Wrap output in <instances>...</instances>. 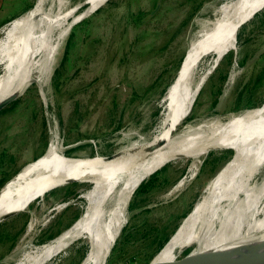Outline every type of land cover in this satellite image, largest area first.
Returning <instances> with one entry per match:
<instances>
[{
	"label": "rangeland",
	"instance_id": "1",
	"mask_svg": "<svg viewBox=\"0 0 264 264\" xmlns=\"http://www.w3.org/2000/svg\"><path fill=\"white\" fill-rule=\"evenodd\" d=\"M83 1L64 0L65 11ZM157 2L109 0L70 28L49 75L42 78L44 85L29 84L15 107L0 112L5 111L0 115V158L7 161L1 178L13 177L34 162L53 139L69 158H92L96 154L113 155L139 143L157 129L159 99L180 70L189 41L193 40L201 22L212 18L213 8L220 0H161L159 9L146 20L150 21L146 32L141 28L133 30L129 26L130 14H149ZM36 5L47 9L49 3L0 0V28ZM51 9L56 11L57 4ZM85 9L86 6L80 7L77 12ZM85 21L88 22L84 24ZM85 26L88 29L84 30ZM72 31L75 36L70 58L59 72L63 85L55 92L52 75ZM78 32L82 35L77 36ZM237 43V52L225 55L208 77L178 132L185 133L189 127L194 134L200 124L221 123L229 116L248 110L251 104H258L256 108L264 104V8L240 29ZM221 74L227 78L218 94ZM242 87L239 98L238 89ZM41 119L45 120L44 127ZM43 136L47 142L45 149L41 146ZM226 150L234 153L231 148L211 149L203 156L194 177L174 192L175 185L188 177L193 161L189 157L174 158L144 180L130 200L128 220L116 243L126 228L136 227L133 237L129 244H121L123 250L114 251L115 243L106 264H147L149 261L141 257L156 249L155 235L161 240L166 234L170 233V237L174 234L208 181L231 159ZM256 174L257 180L263 176L264 169ZM152 179L151 186L142 192L140 187ZM90 186L74 183L56 188L53 194L49 192L32 203L29 210L2 222L7 221L16 229L13 233L7 232L6 239L0 242V264H13L25 252L67 230L80 217L85 205L80 195ZM62 204L66 206L55 210ZM25 218L23 230L14 235ZM152 227L160 232L155 234ZM5 228L1 226L0 232H5ZM88 249L85 240H75L46 264H80ZM137 253L140 255L135 258ZM180 257L181 254L177 260Z\"/></svg>",
	"mask_w": 264,
	"mask_h": 264
},
{
	"label": "bare ground",
	"instance_id": "2",
	"mask_svg": "<svg viewBox=\"0 0 264 264\" xmlns=\"http://www.w3.org/2000/svg\"><path fill=\"white\" fill-rule=\"evenodd\" d=\"M44 1L47 9L36 5L0 28V102L33 82L43 86L70 28L109 0H86L82 12L77 6L65 11L64 0ZM263 8L264 0H220L189 41L180 70L159 99L157 129L139 143L109 159L97 154L69 158L53 139L38 161L6 183L0 191V218L27 211L47 191L70 181L91 184L80 195L85 202L80 217L55 239L19 260L14 257L13 264H46L78 239L89 247L80 264H106L144 176L174 158H191L188 177L176 183L174 192L194 177L203 156L224 148L234 149L231 159L208 181L151 264H264V174L255 179L264 169V104L221 123L200 124L194 134L189 127L178 132L216 65L237 52L240 29Z\"/></svg>",
	"mask_w": 264,
	"mask_h": 264
},
{
	"label": "trees",
	"instance_id": "3",
	"mask_svg": "<svg viewBox=\"0 0 264 264\" xmlns=\"http://www.w3.org/2000/svg\"><path fill=\"white\" fill-rule=\"evenodd\" d=\"M188 3V2H187ZM200 7V6H199ZM199 9V8H198ZM198 9L196 10V12L198 11ZM99 13V12H98ZM147 15L148 14H146V15H142L141 13H136V12H134V13H131L130 14V27L133 29V30H137V29H139V28H141V31H143L144 33L146 32V30H147V25L149 24V22L150 21H148V22H146V17H147ZM86 22H88V21H85L84 22V24L86 23ZM142 26V27H141ZM86 29H88V26H85V28H84V30H86ZM83 30V29H82ZM142 32V33H143ZM82 34L81 33H77V36H81ZM74 36H75V34H74V32L72 31L71 33H70V35H69V38H68V40H67V42H66V44H65V50H64V52H63V54H62V56H61V59H60V64H59V66H58V68L54 71V73H53V75H52V81H51V85H52V88H53V90L56 92L58 89H59V87L61 86V85H63V81H62V78H61V75L59 74V72H60V69L62 68V66L64 67L65 66V64L66 63H68V60H69V58H70V50H71V47H72V40H73V38H74ZM231 63V61L229 60L228 61V64H230ZM226 78H227V75L226 74H221L220 75V79H219V83H220V85L221 86H219V88H218V94H220L221 93V87H222V83H224L225 81H226ZM242 92H243V87L240 89H238V96H239V98H240V96H241V94H242ZM18 101V100H17ZM17 101H14L13 103H11L9 106H7L6 107V110L5 111H7V109H10V108H12V107H15L16 105H17ZM238 106H240V105H238ZM258 106V104H251V105H249V106H247L248 107V110L249 109H253V108H256ZM5 111H3V112H5ZM3 112L2 113H0V115L1 114H3ZM40 124L44 127V125H45V120H43V119H41V121H40ZM46 145H47V142H46V136H43V140H42V144H41V146L43 147V149H45L46 148ZM226 151H228L229 152V156L228 157H231L232 156V154H233V152L232 151H230V150H226ZM42 155V154H41ZM40 155V156H41ZM11 157V156H10ZM12 158V157H11ZM6 163H7V161L4 159H2V158H0V175L2 174V172H3V170H4V167H5V165H6ZM11 176L12 175H10V176H8V177H4V178H1L0 177V188L3 186V184L7 181V180H9L10 178H11ZM153 181V179L151 180V181H149L148 183H146V185L144 184V185H142L140 188V190L142 191V192H145L146 190H147V188H149L150 186H151V182ZM86 186V185H85ZM51 194H53V191H51ZM186 217V216H185ZM26 219L27 218H25V220H24V223L21 225V226H19L18 227V229H17V232H15V234L14 235H19L20 234V232L23 230V227H24V225H25V223H26ZM7 224V225H6ZM1 226H7V228H5L6 229V231L5 232H0V242L4 239V237H5V239H6V233L7 232H9V233H13L12 231L13 230H15L16 229V226L15 225H12L11 223L9 224V223H7V221L5 222V223H1L0 224V229H1ZM153 229V231H154V233L155 234H158L160 231H158V230H156V228L155 227H152ZM136 229V227H133V228H131V229H124L123 231H122V234H121V237H120V239L117 241V243H116V247H115V249H114V251H117V250H123V249H121L120 247H121V244L123 243L124 244V246L125 245H127V244H129L130 243V241H131V238L133 237V233L132 232H134V230ZM174 230V229H173ZM172 230V231H173ZM174 233V232H173ZM2 234V235H1ZM11 235V234H10ZM165 235V234H164ZM170 233L169 234H166L165 236H163L162 237V239L161 240H159V239H156V235H155V238H153V242L154 243H157V247H156V249L153 251V252H149V253H146L145 255H142V257L141 258H144L145 260H147V261H150L156 254H157V251L158 250H160V248H161V246L165 243V242H167L168 241V239H169V237H170ZM154 237V236H153ZM142 238H144V239H147V238H145L144 236H142ZM4 239V240H5ZM3 240V241H4ZM118 247V248H117ZM193 249V247L191 246V247H189L188 249H186L184 252H182L181 253V257H184V256H186V255H188L189 253H190V251ZM141 253V252H140ZM140 253H137V255H135V258H137V256L139 257V255H140ZM134 256V255H133ZM181 257L179 258V259H181ZM132 261V260H131ZM122 264H131V262H128V263H122Z\"/></svg>",
	"mask_w": 264,
	"mask_h": 264
},
{
	"label": "water",
	"instance_id": "4",
	"mask_svg": "<svg viewBox=\"0 0 264 264\" xmlns=\"http://www.w3.org/2000/svg\"><path fill=\"white\" fill-rule=\"evenodd\" d=\"M86 1V0H85ZM85 1H83V3H81L79 6H78V8H80V7H83V6H85ZM160 3H161V0H158V2H157V5H156V7H155V9L153 10V11H151L148 15H147V17H146V19H150L152 16H153V14L159 9V7H160ZM36 7V6H35ZM35 7H33V8H35ZM32 8V9H33ZM29 11V10H28ZM9 23V22H8ZM190 33H191V31H189V33H188V39H189V37H190ZM217 66V65H216ZM24 89L25 88H22V89H20V90H18V91H15V92H13V93H11L9 96H7L5 99H3L1 102H0V112L2 111V110H4L7 106H9L11 103H13L14 101H16L17 99H18V97L20 96V94L24 91ZM45 152V151H44ZM44 154V153H43ZM42 154V155H43ZM41 155V156H42ZM112 155V154H111ZM111 155H109V156H102V157H104V159H109V158H111V157H113V156H111ZM41 156H39L38 158H36L34 161H38L39 159H40V157ZM100 156V155H99ZM65 157H68V156H65ZM71 158V157H70ZM161 167H157V168H155V169H153V171H151L149 174H147L146 176H144L143 178H142V181L140 182V184L144 181V180H146L148 177H150V176H152V175H154V173H156L159 169H160ZM23 168H21L13 177H11L9 180H7L4 184H3V186L0 188V191L3 189V187L6 185V183L8 182V181H10L11 179H13L18 173H20V171L22 170ZM74 183H84V184H88V185H90L87 181H83V180H77V181H70V182H68V183H66V184H64V185H67V184H74ZM64 185H62V186H64ZM59 187H61V186H59ZM59 187H55V188H52L51 190H49V191H47L45 194H47V193H49V192H51L52 190H54V189H56V188H59ZM44 194V195H45ZM41 199V198H40ZM192 212V209L190 210V212L187 214V215H189L190 213ZM19 213H23V212H19ZM19 213H16V214H9V215H5V216H3V217H1L0 218V224L2 223V222H4L5 220H7V219H10V218H12V217H14V216H16V215H18ZM186 215V216H187ZM170 239V238H169ZM168 239V240H169ZM161 250V249H160ZM159 250V251H160ZM158 251V252H159ZM157 255V254H156ZM155 255V256H156ZM155 256L147 263V264H151V261L155 258Z\"/></svg>",
	"mask_w": 264,
	"mask_h": 264
}]
</instances>
